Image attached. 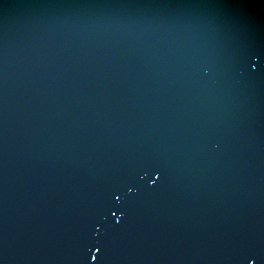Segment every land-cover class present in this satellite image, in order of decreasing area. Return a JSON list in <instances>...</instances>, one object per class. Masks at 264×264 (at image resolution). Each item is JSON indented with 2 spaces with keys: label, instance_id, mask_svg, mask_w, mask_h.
<instances>
[{
  "label": "water",
  "instance_id": "95a60500",
  "mask_svg": "<svg viewBox=\"0 0 264 264\" xmlns=\"http://www.w3.org/2000/svg\"><path fill=\"white\" fill-rule=\"evenodd\" d=\"M261 48L262 0H0V264H264Z\"/></svg>",
  "mask_w": 264,
  "mask_h": 264
},
{
  "label": "snow or ice",
  "instance_id": "6c2138e0",
  "mask_svg": "<svg viewBox=\"0 0 264 264\" xmlns=\"http://www.w3.org/2000/svg\"><path fill=\"white\" fill-rule=\"evenodd\" d=\"M262 2H264V0H262ZM253 56H255V63L250 59L249 60V67L251 69L264 70V48H261L258 52H254ZM112 196H113L115 201L121 200V195L116 193V192H113ZM112 215H115V213H112ZM101 227H103V225H101ZM93 246H95V245H93ZM101 248H103V246L97 247L96 251L97 252L101 251ZM89 251H91V249H89ZM91 259L95 261L97 259V257L95 255H92ZM249 259H250V257H248V256L242 257L241 264H247ZM252 264H255V262L252 261Z\"/></svg>",
  "mask_w": 264,
  "mask_h": 264
}]
</instances>
